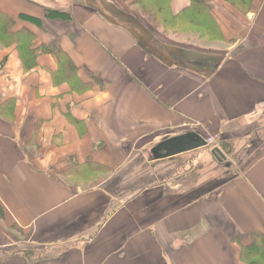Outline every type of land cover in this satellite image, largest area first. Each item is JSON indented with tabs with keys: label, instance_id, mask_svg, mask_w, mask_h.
Returning <instances> with one entry per match:
<instances>
[{
	"label": "crops",
	"instance_id": "obj_1",
	"mask_svg": "<svg viewBox=\"0 0 264 264\" xmlns=\"http://www.w3.org/2000/svg\"><path fill=\"white\" fill-rule=\"evenodd\" d=\"M191 2L166 0L165 9L179 16ZM208 2L229 40L228 53L176 42L193 59L222 55L206 77L166 65L144 47L147 39L135 32L151 31L163 44L169 38L138 13L135 0H0V11L15 21L13 31L31 27L35 46L64 50L77 66L76 76L65 78L56 55L41 53L38 65L26 69L16 44L0 43V264H42L36 253L15 247L14 226L35 234L44 247L57 238L71 241L60 264L261 260H242L241 252L251 232H264V15L252 18L264 0H244L246 8L231 0ZM50 6L72 17H46ZM137 18L149 29L136 25ZM187 119L209 124L212 152L224 154L218 160L232 176L215 192L194 181L193 195L178 193L191 199L155 211L147 229L134 223L133 209L164 198L156 191L170 181L122 198L106 187L107 179L84 190L60 177L71 159L105 163V156L136 151L139 139H152L154 132L181 131ZM234 153L241 157L236 168L226 159ZM142 232L150 244L138 241Z\"/></svg>",
	"mask_w": 264,
	"mask_h": 264
},
{
	"label": "rangeland",
	"instance_id": "obj_2",
	"mask_svg": "<svg viewBox=\"0 0 264 264\" xmlns=\"http://www.w3.org/2000/svg\"><path fill=\"white\" fill-rule=\"evenodd\" d=\"M156 2L157 5L162 4V2L159 0H157ZM231 2H234L235 6H237L238 4H240V2H242L244 3L245 8L248 3V2H244V0L241 1L231 0ZM62 5L63 3L59 5L53 4L51 6H62ZM158 7H159L158 10L159 18L157 20L151 21L143 14L142 11H139L138 13L143 15L144 18H146V20L149 22V24L154 28V30L157 33L166 36V38H169L168 42H166L168 46H174L175 48H178L177 47L178 43L176 42L185 41L186 43L201 46L203 48H211L213 50H217V52H221L223 50V52H221L222 54L228 53L227 50L225 49L230 45V43L229 40H227L226 37L222 34V30L220 26L217 29H215V32L211 33L205 27L203 28L197 25L193 26L189 24L188 20L184 16L180 17V19L174 20L176 19L173 18L175 16H171L169 12H167V10L165 9L164 5L163 6L159 5ZM237 7L239 8V6ZM54 8L57 7H53V9ZM263 15H264V3H262V5L260 4L257 15L253 16L252 18L261 19ZM25 20L33 22L28 19ZM134 23L136 25L137 24L140 25L141 21L139 20V18H137V22ZM217 23L219 25L218 20ZM14 24L15 21L12 22V26ZM141 25L144 28L147 27L146 24L143 25V23H141ZM130 26L134 27V25H130ZM22 27H28V26L24 24L21 25V28ZM28 28L32 29L31 27ZM131 29L133 30L134 28ZM146 29L149 28L147 27ZM251 29L252 30L256 29L258 31H261L263 27H259V28L251 27ZM12 30L13 29H11V31ZM133 31L135 32V30ZM148 33L149 34L146 35L150 37V40L144 33L135 32L137 37L139 36L142 38H146L147 39L146 42L149 46L150 44L151 46L154 45L155 41H159V42L162 41L156 38L151 31L150 32L148 31ZM35 34H36L35 40H37V33ZM146 42L142 41V43H144L145 45ZM159 51L161 52V50ZM183 126L184 127L181 131L165 130L161 132H154V137L152 139L150 137L139 139L137 143L138 147L136 151L133 150L131 154L105 156L106 158L105 163L97 162L92 159H89L95 162L90 169H86V170L85 169L82 170L81 168L78 169V167L81 166L76 165V163L84 164L88 160H86L85 162H76V160L74 161L73 159H71L69 167L63 170L62 175L60 177L63 180L66 178L65 180L68 183L74 184L77 187L80 186L84 188V190L88 189L97 182L107 179L106 181H108V184L106 187L114 195H119V193H121L122 198L128 196L129 191L130 193H132V195H135V193L137 194L147 193L148 191H146V189H148L149 188L148 186H151L152 182L154 181L159 182V185L161 181L164 182L170 181L171 183L170 185H167L165 188L160 187L156 191V193H158L159 195L163 193L164 198L160 199L159 197L158 199L160 200L153 203V205H148V206L147 205L145 206L144 202L142 204L136 203L137 207H134L133 209V210L138 209L137 212L133 213L134 223L136 221L138 223V226L142 225L143 226L142 230L147 229L150 226L151 222L155 219L154 215L157 214L155 213V211L160 210V208H163L159 211L161 214V211L165 212L167 208L169 210L173 208L174 204L184 203L189 199H191L190 197L183 196L184 194L179 195L178 193L185 191L192 193L191 195H193V186L198 179L201 180L202 185L206 186L208 184L205 188L202 187L203 189L214 190L215 192L219 189L218 187L222 184L223 181H225L226 179L232 176L231 175L228 178L226 177L227 173H224L226 171L224 167L226 166H223L222 162H219L218 160L219 158L212 152L211 149L212 143L208 144V146L200 147L188 152L175 155V157L171 156L159 160L153 159V154L151 149L158 142L168 137L181 134L187 131H196L200 133L206 140L211 137V130L209 128V124L205 122L203 123V121L200 122L192 119H187L186 123ZM215 140L216 139L214 138V142ZM226 159L229 162H233V166L235 168L237 167L238 163L241 161L240 155L236 153L227 155ZM64 171L67 172L64 173ZM167 192L169 193L167 194ZM147 196L150 195L147 194ZM143 224H145V226ZM13 231L15 234L13 235L14 243H15L14 245L15 247L16 245H18L17 246L18 250H24L25 252H30L32 254L36 253L39 256L38 260H40L42 264H54V263L60 264L65 262L64 259L68 254L66 252L69 248H71V244H72L71 241H67V239L65 238H57L54 240V242H51L50 244H43L45 245L44 247L42 246V244L38 243L35 234L33 235L29 231H24L18 226H14ZM143 234L144 233L142 232L140 235H138L139 242H144V240L148 241L145 236L142 237ZM148 242L150 244L151 240ZM142 246H145V244H143ZM74 253L76 252L74 251Z\"/></svg>",
	"mask_w": 264,
	"mask_h": 264
},
{
	"label": "trees",
	"instance_id": "obj_3",
	"mask_svg": "<svg viewBox=\"0 0 264 264\" xmlns=\"http://www.w3.org/2000/svg\"><path fill=\"white\" fill-rule=\"evenodd\" d=\"M136 1L140 4L143 14L151 21L157 20L159 18L158 6H165L166 2V0H159L162 2V4L157 5V0H135V2ZM182 16L186 17L189 24L193 26L197 25L203 28L205 27L211 33L215 32V29L219 27L217 19L212 13L208 0H192L190 5H188L179 16L177 15L173 18H176L174 20H177ZM46 17L66 19L71 18L72 16L66 10L49 8L47 9ZM20 18L35 21L37 24L42 25V22L39 19L30 17L27 14H21ZM13 21L14 20L7 13L0 11V43L5 45L16 44L17 48L19 49L20 58L26 69H32L38 65V56L41 53H53L58 58V62L60 65L59 69L62 68V70H64V77L74 78L76 76L75 70L77 69V66L66 51L61 49L56 50V48H53L48 44L35 46L34 41L36 39V34L34 33V31L28 27H22L18 30L11 31ZM143 33L147 34L146 32ZM142 44L148 51L152 52L166 65H178L190 70H197L204 75L206 73V77L212 75V72L219 66L222 60V55L220 54L217 56L214 54H206L205 56H201L200 58L193 59L192 56L189 55L187 51H185V49L181 50L180 48L168 46V44H163L159 41H155V44L152 43L154 44L152 46L150 43L149 46L147 42L146 45L144 43ZM159 50H161V52ZM92 162V160H88L84 164L76 163V165L81 166L78 167V169L81 168L82 170H86L90 169L95 163ZM65 172L67 171H64V173ZM0 212L2 213L1 208ZM251 236L253 238L252 242L250 244L242 246L241 258L242 260H246V258L248 257L252 258L255 256H260L261 260H250V263L264 264V232L261 230L253 231L251 232Z\"/></svg>",
	"mask_w": 264,
	"mask_h": 264
},
{
	"label": "water",
	"instance_id": "obj_4",
	"mask_svg": "<svg viewBox=\"0 0 264 264\" xmlns=\"http://www.w3.org/2000/svg\"><path fill=\"white\" fill-rule=\"evenodd\" d=\"M207 140L196 131H187L168 137L158 142L152 149L153 159L159 160L175 156L184 152H188L202 146H207ZM213 153L219 159H225L224 154L218 149H214ZM222 158H221V157Z\"/></svg>",
	"mask_w": 264,
	"mask_h": 264
},
{
	"label": "built area",
	"instance_id": "obj_5",
	"mask_svg": "<svg viewBox=\"0 0 264 264\" xmlns=\"http://www.w3.org/2000/svg\"><path fill=\"white\" fill-rule=\"evenodd\" d=\"M208 142L211 144L212 142H214V139H213L212 137H210V138L208 139Z\"/></svg>",
	"mask_w": 264,
	"mask_h": 264
}]
</instances>
